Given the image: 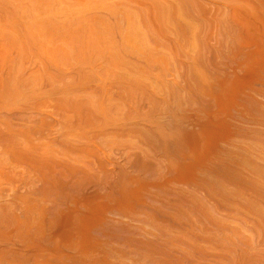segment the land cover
I'll use <instances>...</instances> for the list:
<instances>
[{
    "label": "bare ground",
    "instance_id": "bare-ground-1",
    "mask_svg": "<svg viewBox=\"0 0 264 264\" xmlns=\"http://www.w3.org/2000/svg\"><path fill=\"white\" fill-rule=\"evenodd\" d=\"M0 264H264V0H0Z\"/></svg>",
    "mask_w": 264,
    "mask_h": 264
}]
</instances>
